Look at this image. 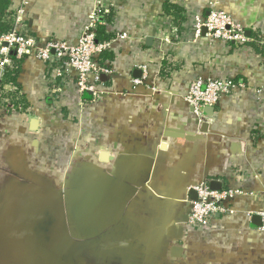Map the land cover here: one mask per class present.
<instances>
[{
	"label": "crops",
	"instance_id": "crops-1",
	"mask_svg": "<svg viewBox=\"0 0 264 264\" xmlns=\"http://www.w3.org/2000/svg\"><path fill=\"white\" fill-rule=\"evenodd\" d=\"M19 8L26 33L68 45L100 11L96 31L101 26L111 45L98 63L109 73L100 76V93L86 99L53 64L20 60L23 105L14 110L3 99L0 110V224L8 226L12 213L1 210L4 203L23 200V217L29 228L38 222L41 239L46 217L57 223L64 214L57 204L47 212L39 171L64 167L70 219L86 216L92 238L97 224L105 239L97 246L102 258L89 264H264V55L252 48L264 47V0H9L6 13L15 19ZM214 8L242 28L246 43L215 40L205 30L193 37L190 17L204 20ZM218 78L245 89L221 98L197 134L183 98L196 79ZM67 138L77 141L59 149ZM62 150L76 155L65 158ZM201 182L241 195L195 237L185 225Z\"/></svg>",
	"mask_w": 264,
	"mask_h": 264
},
{
	"label": "built area",
	"instance_id": "built-area-1",
	"mask_svg": "<svg viewBox=\"0 0 264 264\" xmlns=\"http://www.w3.org/2000/svg\"><path fill=\"white\" fill-rule=\"evenodd\" d=\"M24 12L23 8L16 10L12 31L0 35V78L5 70L11 67L13 59L22 60L34 57L38 62L53 64L56 76L62 80L70 78L75 82L80 94L84 92H90L94 96L99 94L97 84L100 82V76L107 75L109 70L100 66L97 58L110 49L111 45L110 42H98L96 38L100 11L95 12L75 45H68L63 41L40 42L32 37L24 29ZM190 18L192 19L191 31L195 39H198L205 30L207 37L225 43L244 44L247 42L242 28L223 11L214 8L204 20L200 15ZM262 40L264 41V37ZM144 76H146L145 73ZM143 80L135 83L141 85ZM242 89L245 88L228 78L193 81L183 100L192 110L197 128L196 133L199 134V126L205 118V108H215L221 98L235 95L238 90ZM253 94L256 95L254 92ZM193 190L197 197L191 202L185 226L189 231V236L195 237H200L207 232L210 220L217 214L228 212L225 204L237 195H241V192L232 188L211 191L208 184L202 182L196 184Z\"/></svg>",
	"mask_w": 264,
	"mask_h": 264
},
{
	"label": "rangeland",
	"instance_id": "rangeland-1",
	"mask_svg": "<svg viewBox=\"0 0 264 264\" xmlns=\"http://www.w3.org/2000/svg\"><path fill=\"white\" fill-rule=\"evenodd\" d=\"M65 131L69 132L67 130ZM71 141V138H67L66 142L60 140L59 149L67 148L68 150V147H70L71 144L74 146L77 140H73V143ZM60 152L63 154L59 155L65 158H74L76 155L66 150ZM78 154H81L80 151H78ZM62 163L63 161L57 162L59 165H62ZM68 170L69 169L64 167L53 168L48 165V167L39 171L47 180L45 186L46 192H43V194H45L44 199H46L47 203V212H54L56 208L55 204H57V209H61L64 214L60 222L57 218V223L53 216L46 217V231L40 234L41 239L37 233L38 222L32 220L30 224L32 227L29 228L28 219L23 217L25 209L23 200L15 199L14 204L4 203L1 210L8 208L12 210V213L8 218V226L5 223H1L0 230L4 231V233L8 231L11 237L9 240H13H5L6 235L3 234V232L0 235V264H89L93 262L97 263L96 261L102 258L103 251L97 246H101L105 239L102 237V232H96L97 224H95L96 235L92 238L93 234L87 231L88 218L86 216H78V222H73V220L70 219L69 196L72 188L69 184H66V179L70 177V172ZM66 174L69 175L66 177ZM24 188L25 187L22 186L19 189L20 194L24 192ZM54 197L58 199L62 197L61 202L57 200L56 203ZM32 212L35 213V210H32ZM100 219L102 218L100 217ZM4 220L5 218L3 217L2 221ZM74 221H76V219ZM28 229H36V231L28 233V231H26ZM60 229L62 233L59 232ZM30 244L32 247H30ZM33 245H37V247ZM38 245L46 247L48 251L43 254V249H38ZM92 245L96 246L93 250L89 247Z\"/></svg>",
	"mask_w": 264,
	"mask_h": 264
},
{
	"label": "trees",
	"instance_id": "trees-1",
	"mask_svg": "<svg viewBox=\"0 0 264 264\" xmlns=\"http://www.w3.org/2000/svg\"><path fill=\"white\" fill-rule=\"evenodd\" d=\"M8 5L9 0H0V35L9 33L13 29L14 18L13 16H11V14L6 13ZM96 38L98 42H104L102 41V39H104L105 37L103 30H101V26L99 27L98 31H96ZM252 48L258 53L264 55L263 45H252ZM102 56H100V58L104 60ZM98 58L97 61L99 62L100 59ZM19 65L20 60L13 59L11 67L7 68L2 77L0 78V110L2 109V107H7V104H2L3 99H8L10 107H12V109L14 110H16V107L19 104L23 105V102L18 99L19 90L17 84V76L19 71Z\"/></svg>",
	"mask_w": 264,
	"mask_h": 264
},
{
	"label": "water",
	"instance_id": "water-1",
	"mask_svg": "<svg viewBox=\"0 0 264 264\" xmlns=\"http://www.w3.org/2000/svg\"><path fill=\"white\" fill-rule=\"evenodd\" d=\"M90 96H91V93L90 92H85L84 98L89 99ZM213 112H214V108H212V107H207L204 110V114L206 116H211L213 114ZM218 187H219V184L217 182H211L209 184V188H210L211 191H219V188ZM191 197L193 198V200H196L197 195L194 194V193H192V196ZM259 220H260V218H258V217H254L253 218V221L255 223L254 224L255 226H259Z\"/></svg>",
	"mask_w": 264,
	"mask_h": 264
}]
</instances>
